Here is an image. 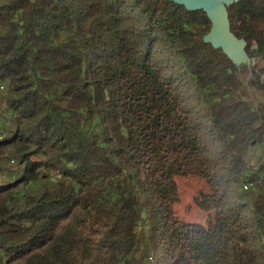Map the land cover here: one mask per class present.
Instances as JSON below:
<instances>
[{
  "label": "trees",
  "instance_id": "16d2710c",
  "mask_svg": "<svg viewBox=\"0 0 264 264\" xmlns=\"http://www.w3.org/2000/svg\"><path fill=\"white\" fill-rule=\"evenodd\" d=\"M227 11L263 100L201 10L0 0V264H264V0ZM175 176L206 182L205 224Z\"/></svg>",
  "mask_w": 264,
  "mask_h": 264
},
{
  "label": "rangeland",
  "instance_id": "374dc122",
  "mask_svg": "<svg viewBox=\"0 0 264 264\" xmlns=\"http://www.w3.org/2000/svg\"><path fill=\"white\" fill-rule=\"evenodd\" d=\"M256 63L261 65L259 62L249 61L238 69V73L250 95H255L257 99L263 100L261 94L254 93L253 91L251 69ZM1 91L3 90L0 89V137L4 135L5 129L10 122L9 113L1 98ZM174 180L177 185V199L171 204L172 213L183 222L205 224L209 216V211L201 209L197 205L196 199L202 191H207L206 182L196 176H175ZM143 217L146 216L144 215ZM148 230L149 221H141L137 231L141 233L143 237H146Z\"/></svg>",
  "mask_w": 264,
  "mask_h": 264
},
{
  "label": "water",
  "instance_id": "95a60500",
  "mask_svg": "<svg viewBox=\"0 0 264 264\" xmlns=\"http://www.w3.org/2000/svg\"><path fill=\"white\" fill-rule=\"evenodd\" d=\"M183 6L188 11H203L211 27L203 37V42L214 49H220L239 69L249 62L245 52L246 42L236 37L230 29L227 7L239 0H168Z\"/></svg>",
  "mask_w": 264,
  "mask_h": 264
}]
</instances>
